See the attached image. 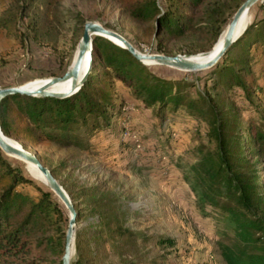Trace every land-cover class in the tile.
I'll use <instances>...</instances> for the list:
<instances>
[{
    "label": "trees",
    "instance_id": "obj_1",
    "mask_svg": "<svg viewBox=\"0 0 264 264\" xmlns=\"http://www.w3.org/2000/svg\"><path fill=\"white\" fill-rule=\"evenodd\" d=\"M121 1L131 16L144 22L154 21V29L166 36L184 34L191 24L192 8L201 2ZM0 2H9L0 17V31L20 28L19 23L27 21L28 30L36 35L42 13L49 11L57 0ZM260 8L262 14H250L245 32L219 61L202 71L178 69L179 73H166L156 64L144 63L111 39L94 35L92 70L76 92L64 97L7 95L0 103L1 127L26 148L46 140L88 147L92 132L109 127L111 118L122 114L123 101L117 97L114 79L131 88L144 106L155 107L161 125L172 116L175 121L176 114L205 122V135L212 146L202 143L196 148L198 155L190 165L189 177L200 193L204 209L210 206L217 211L218 221L224 223L218 239L220 253L226 264H264V185L256 179L255 164L245 152L251 150L264 163V5ZM77 15L74 32L81 37L86 19ZM227 21L225 18L224 23ZM225 28L221 22L211 27L214 36L206 49L215 45ZM158 47L165 48L162 43ZM68 65L60 59L63 73ZM44 72L63 74L54 68ZM190 74H196L198 80ZM241 111L248 114L247 120ZM172 133L171 129L165 133L170 144ZM149 138L166 156L160 138L155 139L152 134ZM136 141L123 142L121 150L135 147ZM15 160L21 159L6 154L0 146V264H42L50 254L60 257L63 264L65 222L69 220L64 215L65 205L49 185L33 177ZM25 183L33 185L38 194L20 188ZM86 189H90V194L96 192ZM71 195L80 214V204L72 192ZM93 201L92 211L106 218L108 203L100 205ZM84 239L77 231L79 255L71 264H88L93 259L90 247H81ZM37 249L40 252L35 256H27Z\"/></svg>",
    "mask_w": 264,
    "mask_h": 264
},
{
    "label": "rangeland",
    "instance_id": "obj_2",
    "mask_svg": "<svg viewBox=\"0 0 264 264\" xmlns=\"http://www.w3.org/2000/svg\"><path fill=\"white\" fill-rule=\"evenodd\" d=\"M242 1L201 0L191 10L192 20L186 32L166 36L158 34L154 21L144 22L131 16L121 0H57L49 11L42 13L36 35L28 30L27 21H21L20 28L13 26L11 31H0V86L50 77L42 74L48 68L63 73L60 59L64 65H70L81 38L80 33L74 32L77 14L119 31L142 51L202 55L213 40L211 27L221 22L227 28ZM8 5L9 2H0V17ZM261 5L264 0L250 8L249 17L256 12L262 14ZM160 43L165 46L164 50L158 47ZM216 43L210 50L216 49ZM155 66L166 73H179V68L167 64ZM190 76L198 80L196 74ZM114 85L117 97L123 101L122 114L113 116L109 127L92 132L88 147L49 140L28 145V149L55 169L67 191L76 196L81 210L77 231L85 237L81 247L88 245L90 255L94 252L93 259L87 263L226 264L218 244L224 223L218 221L217 211L210 206L204 209L200 193L189 177L190 165L198 155L196 148L202 143L212 146L205 135L206 123L176 114L175 121L171 115L161 125L155 107L144 106L120 80L114 79ZM241 114L247 120L248 114L243 111ZM170 129L174 136L171 144L165 137ZM151 134L155 139L160 138L166 156L149 138ZM137 137L140 147L121 150L123 142ZM245 152L255 164L256 179L264 185V163L251 150ZM15 161L43 182L33 173L30 163L22 159ZM20 188L32 195L38 194L31 184H21ZM86 188L96 192L90 194ZM93 200L100 205L108 203L106 218L92 211ZM63 211L69 217L66 205ZM38 252L34 250L27 256ZM78 255L76 249L72 261ZM49 256L42 264H60V257Z\"/></svg>",
    "mask_w": 264,
    "mask_h": 264
},
{
    "label": "water",
    "instance_id": "obj_3",
    "mask_svg": "<svg viewBox=\"0 0 264 264\" xmlns=\"http://www.w3.org/2000/svg\"><path fill=\"white\" fill-rule=\"evenodd\" d=\"M259 0H244L237 8L229 21L223 39L218 48L202 51L204 58L194 57L193 54H166L163 52L142 51L133 44L125 35L117 30L107 27L99 20H86L84 24L83 34L77 44L75 57L67 70L61 75H51L40 86L32 87L24 83L0 86V103L1 100L10 94H28V95H52V96H68L76 92L87 80L93 66V49L94 35H103L117 44L129 49L134 56L144 63L167 64L179 69L196 71L202 70L216 64L225 52L234 44V42L243 34L239 31V22L245 12H247ZM120 39L124 45L115 40ZM89 56V65L84 69V62ZM70 81L67 89H51L50 86L59 82ZM12 138L5 134L0 124V146L9 155H15L23 160L31 161L43 172L46 182L55 193L63 200L69 210V222L66 230V243L64 253L62 255L63 264H71L73 254L75 253L76 237L78 230V210L71 194L67 191L59 178L40 158V156L32 150L26 148L20 141L13 143L9 139Z\"/></svg>",
    "mask_w": 264,
    "mask_h": 264
},
{
    "label": "bare ground",
    "instance_id": "obj_4",
    "mask_svg": "<svg viewBox=\"0 0 264 264\" xmlns=\"http://www.w3.org/2000/svg\"><path fill=\"white\" fill-rule=\"evenodd\" d=\"M249 11H250V9L247 11V12H245L244 14H243V16H242V18H241V20H240V22H239V31L240 32H242V31H244L245 32V30H246V28L248 27V25H249ZM243 32V33H244ZM113 38H115V37H113ZM222 39H223V37H222ZM222 39H220V41H218V42H220L219 43V45L221 44V42H222ZM115 40H117L118 42H120L121 44H123L124 45V42L122 41V40H120V39H117V38H115ZM218 43H216V45H217ZM219 45H217V47L216 48H218L219 47ZM76 50H77V48H76ZM75 54H76V52H75ZM74 57H75V55H74ZM194 57H197V58H204L205 56H203V54L202 55H195ZM151 64H155V63H151ZM89 65V56H87V58H86V60H85V62H84V69L87 67ZM48 77H46V78H36V79H34V80H31V81H28L27 83H24V84H26V85H28V86H32V87H37V86H40L43 82H45L46 81V79H47ZM69 85H70V81H64V82H59V83H57V84H54V85H52V86H50L49 88H51V89H56V90H58V89H61V90H64V89H67L68 87H69ZM11 142H13V143H17L16 141H13L11 138L9 139ZM10 156H13V157H17V156H15V155H10ZM17 158H19V157H17ZM19 159H21V158H19ZM23 160V159H22ZM24 161H26V160H24ZM28 163H30V166H31V169H32V171H33V173L35 174V175H37L45 184H47V182H46V177H45V175L43 174V172L37 167V165L36 164H34L33 162H31V161H27ZM48 185V184H47Z\"/></svg>",
    "mask_w": 264,
    "mask_h": 264
},
{
    "label": "built area",
    "instance_id": "obj_5",
    "mask_svg": "<svg viewBox=\"0 0 264 264\" xmlns=\"http://www.w3.org/2000/svg\"><path fill=\"white\" fill-rule=\"evenodd\" d=\"M136 139H137V144L136 145H137V147H140L142 144H141V142H140L138 137Z\"/></svg>",
    "mask_w": 264,
    "mask_h": 264
}]
</instances>
